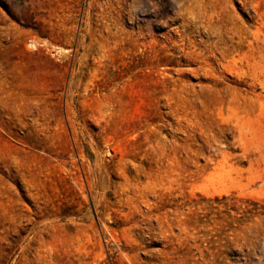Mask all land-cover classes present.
I'll use <instances>...</instances> for the list:
<instances>
[{
	"label": "rangeland",
	"instance_id": "rangeland-1",
	"mask_svg": "<svg viewBox=\"0 0 264 264\" xmlns=\"http://www.w3.org/2000/svg\"><path fill=\"white\" fill-rule=\"evenodd\" d=\"M224 194L264 203V0H0V264H264Z\"/></svg>",
	"mask_w": 264,
	"mask_h": 264
},
{
	"label": "trees",
	"instance_id": "trees-1",
	"mask_svg": "<svg viewBox=\"0 0 264 264\" xmlns=\"http://www.w3.org/2000/svg\"><path fill=\"white\" fill-rule=\"evenodd\" d=\"M209 204L212 208V213L214 212V214H216L211 218L212 222L217 221L223 227H231L235 221L234 218H237L241 223L253 220L256 211H258L259 208H264V203L260 200L226 194L210 197ZM220 204L224 205L222 211H216ZM250 204H252V206H249ZM258 213L263 214L264 210Z\"/></svg>",
	"mask_w": 264,
	"mask_h": 264
}]
</instances>
